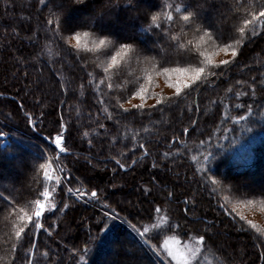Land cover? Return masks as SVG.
<instances>
[{"label":"trees","instance_id":"1","mask_svg":"<svg viewBox=\"0 0 264 264\" xmlns=\"http://www.w3.org/2000/svg\"><path fill=\"white\" fill-rule=\"evenodd\" d=\"M46 2L49 4L47 8L39 0H0V133H3L0 135V191H5L7 195L21 190L22 186L30 188L33 194L29 195L25 191L23 199L18 202L26 210L33 209L35 200L41 197L45 187L44 169L40 168L41 164H46L42 150L44 145L51 154H60L57 166L64 182L57 190L58 199L63 203L69 201L66 211L56 209L52 212H55V216L48 214L46 220L45 216L43 218L44 231H38L36 236L39 242L37 255L48 250V246L51 250L48 257H41L40 264H96L103 252L110 251L112 244L116 245V256L108 264H135L134 257L131 261L121 249L120 240L115 241L122 237L142 251L148 264H160L161 258L151 248L147 245L140 247L144 240L127 223L144 232V238L163 250L162 255L170 263L173 262L163 246L165 238L172 236L189 239L208 230L216 243L213 245L212 241L207 242L208 251L204 252L209 259L202 261L198 257L199 264H264V231L242 221L228 206L230 199H236L252 201L264 210V187L256 185L259 176L264 175V88L257 87L255 96L251 91L253 78H256L257 85L264 79V39L248 44L245 49L246 58L225 73L223 82L217 81L209 73L201 75V80L196 82L203 89L199 96L196 91H191L192 85L182 90L178 98L172 95L175 90L167 92L161 88L156 91L155 88L168 83L163 74H155L163 67L205 66V71L215 70L216 67L205 65V60L210 53L218 52L224 43H232L236 38L233 35L232 39L223 40L231 35V25L240 26L245 16L243 5L247 0H84L78 4L72 0ZM63 4L67 6L62 18L65 28L89 33L82 36L81 47L60 40L59 37L66 36V32L54 36L49 30L45 39L44 21L50 18L51 13H58L59 8L56 6ZM169 5H173V9ZM175 8L195 10L198 18L196 23L216 30L212 38L204 36L194 26H189L190 22L183 20V10L177 13ZM170 10L173 12L171 21L166 15ZM152 12L159 13L155 23L147 15ZM223 13L228 16L221 26L218 21ZM234 13H238L235 19ZM84 14L88 17H84ZM149 27L156 31H149ZM256 27L258 34L264 32V26H259V21ZM162 29L167 31L162 33L161 39L157 35L161 34ZM37 35L40 37L38 41ZM101 36L110 37L117 44L115 47L109 44L95 48ZM129 42L143 53L137 58L136 52L129 50L116 65L105 72L119 43ZM161 45H170L163 49L168 53L166 63L158 55ZM146 56L154 58L146 60ZM41 60L45 62L41 63ZM65 64L76 69V76L64 67ZM85 64L89 65L87 71L95 77L91 88L88 83L92 77H88L87 81L78 78L83 77L84 73L79 69ZM58 71L60 75H56ZM150 72L152 79L148 82L147 75ZM58 81L62 83L58 84ZM101 81L113 83L117 90L122 85L125 89L145 85L147 97L165 98L161 101L164 111L157 110L149 117V105H144L143 110H138V113L144 112L142 121L129 118L121 122L118 130L109 132L107 138L97 137V128L92 118L103 107L96 106V98L100 95L96 89L101 87ZM65 88L69 92L66 93ZM102 91L110 92L113 97L120 94L106 87H102ZM237 93L241 95L237 96ZM123 95L125 99L129 98L128 92L125 91ZM177 99L179 107L175 106ZM170 100L173 101L171 106L168 104ZM194 104H199V111L189 112V106ZM249 108L251 112H248ZM182 111L186 114H182ZM61 114L65 121H73L76 127L67 135L63 149L60 150L57 146L53 147L52 140L56 134L55 121ZM163 116L166 118L161 121ZM191 119L198 121L196 131L191 135L182 134V128L192 127ZM142 127L148 128L153 134L150 142L145 144L151 153L146 158L142 155L143 149L129 152L132 149L131 141L137 136L141 137L140 143H145L146 134L140 131ZM85 131H88V136L83 135ZM99 131L103 132V129ZM117 131L120 133V142L111 143V136L116 135ZM209 134L212 136L210 142ZM5 135H8L9 142L2 145L5 139L2 136ZM173 136L177 137L174 143ZM89 139H93V145L87 143ZM166 152L169 153L167 157L164 156ZM120 153H123V157ZM210 153L212 156L209 157ZM28 154H32L31 160ZM113 157L128 164H131L132 159H137V163L122 169ZM89 159L91 164L87 163ZM153 159L157 160V167L152 166ZM19 167L24 168V171L20 172ZM248 176L252 178L244 181ZM153 177L156 179L153 180ZM211 177H218L221 183H215ZM115 179L117 184L110 182ZM197 180L200 182L199 191ZM145 185L151 190L150 195L143 192ZM68 188H84L87 192L96 189L97 197L90 198L91 202L98 204L99 199L106 206L96 208L87 202L88 196L82 200L77 197L75 200L65 194ZM127 188L138 190L140 194L151 196L152 199L146 207L136 210L123 202L121 193ZM168 192L173 194L172 198L167 197ZM186 193L189 194V201H196V206L190 207L185 214L184 208L189 207L184 203ZM63 203L59 202L58 208H63ZM157 205L161 209L158 212L154 210ZM110 210L123 221L116 216L109 220L107 213ZM148 212H151L150 219ZM70 213L72 218L76 215L84 217L80 232L71 237L75 252H68L67 248L61 247L55 240L58 238L55 232L60 229V222ZM6 215V212L0 211V264H10L6 254L13 221L8 219L5 223ZM101 218L104 223H100ZM177 218L188 225L187 234L185 230H168L169 222L175 223ZM154 222L158 223L155 229ZM105 224L109 226L102 231ZM86 227L88 234L84 231ZM147 227H150L148 232ZM193 227L199 233L192 231ZM226 241L232 252L227 249ZM235 243H241L240 251L233 247Z\"/></svg>","mask_w":264,"mask_h":264},{"label":"snow or ice","instance_id":"2","mask_svg":"<svg viewBox=\"0 0 264 264\" xmlns=\"http://www.w3.org/2000/svg\"><path fill=\"white\" fill-rule=\"evenodd\" d=\"M39 3L47 8L49 6L48 2L46 0H39ZM78 4V3H77ZM109 6L111 3L108 4ZM59 8L58 13H51L50 18L46 19L44 21V30H45V39H47V32L51 30L52 34L56 36L58 33L66 32V33H73L71 36H60V40H66L67 44L71 45L76 43L77 47L82 46V36H87L89 33L84 32L81 33L80 31H71L70 29H66L64 22H63V16L67 9V6L63 4V6H56ZM170 9H173V5L168 6ZM201 7H203V4H201ZM244 7V13L245 16L242 19V22L240 23L239 27H236L235 25L232 26V32L231 35L228 37H225L223 40L228 41L232 39V36L235 35V39L232 40V43H224L223 47L220 49L226 54H230L227 59H221L219 61H214L212 59H206L205 65H216L215 70H210L209 75L215 76L217 78V81L223 82V79L225 77V73L229 70H231L232 67L236 66L238 63L242 61V59L246 58V52L245 49L248 47V44L253 43L257 39H264V32H260L258 34L257 32V22L259 21L261 26H264V0H247V2L243 5ZM251 9V10H250ZM175 12L179 13L181 10H183V20L186 22H190L189 26H194L195 29L202 31L204 33V36L208 37L209 39L212 38L213 34L216 32V30L210 29L206 27L203 24H198L196 21L197 13L195 10H191V8H175ZM238 13H234L233 19H235V16ZM147 15H150V19L152 23H155L157 21V18L159 16L158 12H152L147 13ZM167 18L171 21L173 20V12L172 10L168 11L166 13ZM227 19V16L225 13H223V19L218 21L219 25H223L222 21ZM233 28H235V33H233ZM149 31L155 32L156 30L149 27ZM250 29V31H249ZM166 29H162L161 34H158L162 39V33L166 32ZM39 35H37L36 40H39ZM31 39V38H29ZM203 39V37H201ZM35 43V42H34ZM112 45L115 47L117 44L116 41L112 40L110 37L107 36H101L98 39V42L94 45L95 48H101L106 45ZM63 48V45H61ZM165 47H170V45H161L159 46V54L164 58V62H167L168 53L164 51L163 49ZM111 50V49H109ZM129 50H133L137 54V58H139V55L143 53V51L136 47L134 48L132 44L130 43H119V48L116 51V54L111 57V63L108 65L107 68L104 69L105 72H107L110 68L113 67V65H116L118 60ZM69 51H71L69 49ZM207 55V54H206ZM40 57H42V52L40 53ZM40 57H36L39 59ZM154 57H148L146 56L145 59H153ZM45 61L41 60V63H44ZM73 63H75V60H73ZM223 66V67H221ZM65 68L68 69L69 72H71L74 76H76V69L69 67L67 64L64 65ZM89 65L85 64L83 68L79 69L84 73L83 77H78L80 79H84L85 81L88 80V77H92V81L88 83V87L91 88L92 84L95 82V77L93 76V73H90L87 71V68ZM154 67V66H153ZM77 68H79V65H77ZM205 66L200 67H163L159 72H156V75L163 74L165 78L168 80L169 84L171 85V88L174 89V95L175 97H180L182 94V90H185L188 88L189 85H192L191 91H196L197 95L199 96L200 92L203 91V89L200 87V85L196 82L201 80V74L205 72ZM42 71V70H41ZM27 76V73H25ZM56 75H60V72L58 71ZM152 79V73H148L147 80L150 82ZM205 82L206 78H205ZM62 82L58 81V84ZM213 83H216V81H213ZM239 83V82H238ZM84 85H81L83 87ZM102 87H106L107 89H111L112 91H119L120 94L113 97L110 92H104L102 91ZM264 88V79L260 80L259 85L256 83V78H253L252 81V95L255 96L256 94V88ZM231 91V88L228 89ZM64 91L67 93L69 92L68 88H65ZM97 92H100V95L96 98V106H103L99 108V111H97L95 117L92 118V122L96 125L97 131L96 136L97 137H105L107 138V134L111 132L112 130H118L121 126V122L124 120H127L129 118L135 119V120H143L144 119V112L138 110L144 109L145 104V97L148 95V90L145 85H140L139 88L129 87L124 88L122 85L119 90L116 89L115 85L111 82H104L101 81V87H98L96 89ZM129 93V98L125 99L123 93L124 92ZM74 94V93H69ZM185 94H190V92H186ZM93 96L96 95L95 92L92 93ZM152 95H158L156 93H152ZM237 96L241 95L240 93L236 94ZM135 97H139L138 103H133V99ZM165 98L163 96H159V98L156 100V102L152 105H149V110L147 112V115L150 117L153 112L159 110L160 112L164 111V105L161 104V101H164ZM168 104L171 106L173 104V101H168ZM175 106L179 107V100L177 99L175 101ZM237 107H242V105H237ZM199 111V104H194L192 106H189L188 111ZM252 109L249 108L248 112H251ZM182 114H186L183 113ZM43 116L44 113H41ZM107 122V123H105ZM29 123L31 124L32 121L29 120ZM56 128H55V137L54 140H52L53 147L54 146H61L63 149V142L66 140L67 135L71 134V131L73 128L76 127V124L69 120L65 121L63 114H61L58 119L55 121ZM191 128L184 127L182 128V134L187 133L188 135H191L193 132L196 131L198 127V121L195 119H191ZM35 126V125H33ZM99 129H103V132L99 131ZM141 132L146 134L145 143H140L141 137L137 136L134 140H132V149H129V152L134 150H140L143 149L142 155L146 158L147 156L151 155L149 152V149L145 146V144L150 142V139L152 137V133L149 131L148 128L142 127L140 129ZM203 135V133H201ZM0 135H3V133H0ZM84 136H88V131H85L83 133ZM49 138L51 139V134L49 135ZM212 139L211 134L208 135V141L210 142ZM165 140L167 138L165 137ZM177 140L176 136L172 137V142L174 143ZM111 143H119L120 142V133L117 131L116 135L111 136ZM89 145H93V139H89L87 141ZM180 143H184L183 141H180ZM203 143V141H201ZM121 157H123V153L119 154ZM169 153H164V156L167 157ZM212 156V154H209V157ZM209 157H206L205 159H209ZM112 159L115 160L117 166L119 168H130L132 165H135L137 163V159H132L131 164L121 162V159H117L116 157H113ZM88 164H91L92 161L89 159L87 160ZM96 165H93L95 167ZM152 166L157 167V160L153 159ZM41 169H46L47 165L41 164ZM45 177H47L48 173L47 171L44 172ZM156 178L153 177V180ZM211 179L219 184L221 183L220 179L218 177H211ZM71 182V181H70ZM198 187L197 191H199V180L196 181ZM27 191L29 195L33 194L32 190L26 186H22L21 190H17L16 192H9L7 195H5V191H0V211L6 212L5 217V223L8 219H12L13 225L10 229L9 234V240H8V253L6 256L10 260V264H40L41 257H48L50 246H48V250L40 253V255H37V251L39 248V242L36 238L37 236V230L40 232L44 231V224L40 222L42 214L45 216V220L47 219V215H55V213H48L45 214V201L52 197V192L45 188L43 191V197L44 199H36L35 200V209L34 211H28L25 207H22L21 204L18 202L23 199V193ZM38 191V190H37ZM68 192H74L77 197L80 199H83L85 196L90 195L93 198L97 197V191L96 189L91 190L90 192L81 193L78 190H74L72 188L67 189ZM143 192L145 194L150 195L151 190L147 185L144 186ZM167 197L172 198L173 194L171 192L166 193ZM188 193L184 196V203L185 205H189V207L184 208V213H188L190 210V207L196 206V201H189L188 199ZM15 197V198H14ZM31 202H29L30 204ZM63 203V201H61ZM249 204L252 203V201H248ZM239 206V205H237ZM52 208H57V205L53 204L51 205ZM69 205L67 203H63V208H57V211H63L64 208H68ZM155 211H160V207L157 205L154 208ZM149 219L151 218V212L147 213ZM107 218L111 220L113 218V212L110 210L107 213ZM117 218H119L117 214ZM100 223H104L103 218H101ZM249 224H252V221H248ZM109 225L105 224L104 229H107ZM214 227V225H212ZM253 227L255 225L253 224ZM168 230H185L187 234V228L188 225L181 223L180 218H177V222H169L167 226ZM48 231H51V224H49ZM192 231H195L199 233V230L195 227L192 228ZM138 234L141 235V237H144V232L138 231ZM51 238V237H50ZM196 240L199 242L195 248H193L187 255L184 253H178L173 250H169L166 255L175 257L177 259H180L182 261V264H188L189 258H192L194 260V264H199V259L197 257V253H201V249L203 248L204 251H208L207 242L212 241L213 245L216 243V241L213 239V234L205 230L204 234H197ZM144 245H147L148 248H151L156 254L162 255L163 250L158 249L155 244H152L149 240L144 239V244L140 245L141 248H144ZM165 247L167 248V242L165 241ZM76 249H73V252H75ZM203 254V253H201ZM81 260L84 259L83 256L80 257ZM160 264H163V260L160 261Z\"/></svg>","mask_w":264,"mask_h":264},{"label":"rangeland","instance_id":"3","mask_svg":"<svg viewBox=\"0 0 264 264\" xmlns=\"http://www.w3.org/2000/svg\"><path fill=\"white\" fill-rule=\"evenodd\" d=\"M226 16H228V15H226ZM73 17L76 18V16H73ZM84 17H88V16L86 14H84ZM222 19H223V15L219 18V21ZM225 21H226V19L223 20L222 22L224 23ZM259 26H261L260 22H259ZM74 44H76L75 41H74ZM210 54L211 55L207 56L208 59L210 58L214 61H219L221 59H227L228 56L230 55V54L224 53L221 50H219L218 52H215V53H210ZM210 66L216 67V65H210ZM209 71L210 70H207L204 73H202L201 75L208 74ZM155 88H156V91L161 89V88H163V91H167V92L174 91V89L171 88V85L169 84V82L167 83V85H164L163 87L161 85V86H156ZM156 100L157 99H155V98H151V97L149 98L146 96L144 105H152L156 102ZM138 102H139V97H135L133 99V103H138ZM165 118H166V116H163L161 118V121H164ZM7 136L8 135L2 136L5 138L3 140L2 145L8 144L9 141L7 139ZM42 146H43L42 150L44 151L45 156H46V164L45 165H47V168L44 169V172L47 171V173H48L47 177H45V175L43 174V179H44V183H45L44 189L47 188L52 192V197L45 201L44 213L48 214V213H52L53 211H55L58 208V203L59 202L61 203V200L58 199L59 192H57V190H58L59 186L63 185L62 183L64 182V179H63V175L61 174V171L58 169V166H57V163H58L59 158H60L59 152L51 154L50 151L47 149V147H45L44 145H42ZM60 149H61V146H60ZM28 155H29V160H31L32 154L31 155L28 154ZM22 157L24 158V156H22ZM18 170L20 172H23L24 168L19 167ZM259 177H260V180L258 181V184H256V185H258L259 188H263L264 187V175H260ZM251 178H252V176H248L246 179H244V181L250 180ZM110 182L113 184L118 183V181L116 179L114 181L111 180ZM75 190H78L81 193L87 192L84 190V188H77ZM65 194L67 196L74 198L75 200L77 199V196L75 195V191L71 192V193L66 191ZM121 194H122L121 197L123 199V202H125L126 204H129V205H132L133 207H135L136 210H139L142 207H146L147 203L150 202V200L152 199L151 196L145 197V195L140 194L138 192V190H133L132 188L123 189ZM40 196L41 197L39 199L43 200L44 199L43 193ZM87 196H88L87 202L92 203L90 198L93 199V197H91L90 195H87ZM68 200H71V199H68ZM96 201H97V199H96ZM66 203L69 204V201H67ZM53 204L57 205V208H52L51 205H53ZM92 205H95L96 208H98V209L102 206H106L104 204V202L102 200H99V199H98V204L92 203ZM98 205H100V206H98ZM237 205H239V206H237ZM228 206L234 211V213L236 215L239 216V218L242 221L246 222L247 224H249L248 221H252V224H250L251 226H253V224H254L255 228H258L259 230L262 229L264 231V210L263 209L258 208V206H256L253 203L249 204L248 202L237 201L236 199H230V202H228ZM34 209H35V205H34L32 210L28 209V211H34ZM66 209L67 208H64L65 211H66ZM75 214H77V211H75ZM51 216H55V215H51ZM113 216L117 217V215L115 213H113ZM43 218H44V214H42V217L40 220V222L42 224H43ZM65 218L66 219H62V221L60 222L61 223L60 229H58L57 232H55L58 234V238H55V240H57V242H59L61 247L63 246V247L68 249V252H71L73 250L72 246L74 244V240L71 237H74V235L77 232H80V228H81L82 224H84V220H82V218L84 219V217H82V215H76L75 218H72V214L70 213L68 215V217H65ZM118 219L123 221V219H121V218H118ZM153 224H154L153 229H155V227L158 225V223L154 222ZM127 225L129 226V228H131V230L133 232L138 234V231H139L138 229H136L134 226L130 225L129 223H127ZM149 228L150 227H147V232L149 231ZM38 231L39 230H37V232ZM84 231L86 234L89 233V230L87 227L84 228ZM138 236H140V238H142L141 235L138 234ZM142 239L144 240L145 238L143 237ZM117 240H118V242L120 240L121 249H123L126 252V254L130 257L131 261H132V258L134 257V260L136 262L133 260V263H135V264H148L146 257L143 255L142 251L134 248L133 245L129 241L126 242L125 237L116 238L115 241H117ZM71 241H72V243H70ZM165 241L167 242V245H168V247L166 248L165 242H164L163 246L165 247L166 252H168L171 249V250L176 251L178 253H184L185 255H187L199 243L196 240V236L191 237L189 239H180L178 237H172V236L170 237L169 236V237L165 238ZM226 243H227L226 244L227 249L229 250V252H232V248H231V246L228 245V241H226ZM233 247H235L238 251H240L241 243H235V245ZM115 249H116L115 244L110 245V251H108L106 253L103 252V254L100 255V257H99L100 260H98L100 263L98 262L96 264L112 263V259L115 258V256H116L115 255L116 254ZM206 252H204V249L202 248L201 253H203V254L197 253V257H199V259H201L202 261L208 260L209 258H208V254ZM154 253L156 254V252H154ZM168 257L172 260L173 263H170L166 259V257H164L163 255H159V258H161V260H163V262L165 264H182V261L180 259H177V258L172 257V256H168ZM193 261L194 260L192 258H189L188 264H192ZM67 264H70V262H67Z\"/></svg>","mask_w":264,"mask_h":264},{"label":"clouds","instance_id":"4","mask_svg":"<svg viewBox=\"0 0 264 264\" xmlns=\"http://www.w3.org/2000/svg\"><path fill=\"white\" fill-rule=\"evenodd\" d=\"M72 2H73L74 4H77V3H83L84 0H72ZM76 31H80V29H77ZM71 35H73V33H67L66 37H67V36H71ZM111 39H112V38H111ZM112 40H113V39H112ZM129 43H130V42H129ZM130 44H132L133 47L136 48L135 44H133V43H130Z\"/></svg>","mask_w":264,"mask_h":264}]
</instances>
